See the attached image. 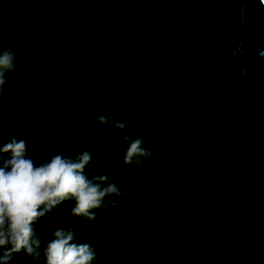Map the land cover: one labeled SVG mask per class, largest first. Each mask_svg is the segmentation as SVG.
I'll use <instances>...</instances> for the list:
<instances>
[{
  "label": "trees",
  "instance_id": "trees-1",
  "mask_svg": "<svg viewBox=\"0 0 264 264\" xmlns=\"http://www.w3.org/2000/svg\"><path fill=\"white\" fill-rule=\"evenodd\" d=\"M241 6L0 0V51L16 63L0 96V147L24 141L36 165L89 151L86 175L126 193L106 196L92 220L63 202L32 225L44 242L71 229L93 264H264V76L229 58ZM101 114L127 128L93 124ZM136 138L152 155L127 165ZM0 264L44 261L21 250Z\"/></svg>",
  "mask_w": 264,
  "mask_h": 264
},
{
  "label": "clouds",
  "instance_id": "clouds-1",
  "mask_svg": "<svg viewBox=\"0 0 264 264\" xmlns=\"http://www.w3.org/2000/svg\"><path fill=\"white\" fill-rule=\"evenodd\" d=\"M15 67L14 53L10 49L0 51V96L3 95L6 73L14 71ZM92 122L121 130L127 128L125 121H113L104 114L96 115ZM129 140L128 136L122 137V141ZM142 144L141 138L128 143L125 164L131 165L135 159L139 165L143 161L137 158L151 157V151ZM3 153L11 155L7 160L0 155V249L11 247L3 251L0 261L23 250L28 257L43 259L44 264H93L96 252L88 242L73 243L71 229L58 228L52 232V239L44 242V233H36L32 225L53 208L70 200L75 201L72 215L92 220L95 218L92 210L100 207L106 196L122 197L126 193L115 182L101 188V184L109 180L107 175L91 178L86 175L92 159L89 151L81 152L75 159L56 154L36 165L27 155L25 142H16L13 138L0 147V154Z\"/></svg>",
  "mask_w": 264,
  "mask_h": 264
},
{
  "label": "water",
  "instance_id": "water-1",
  "mask_svg": "<svg viewBox=\"0 0 264 264\" xmlns=\"http://www.w3.org/2000/svg\"><path fill=\"white\" fill-rule=\"evenodd\" d=\"M241 39L230 59H239L245 75L264 76V0H242Z\"/></svg>",
  "mask_w": 264,
  "mask_h": 264
}]
</instances>
